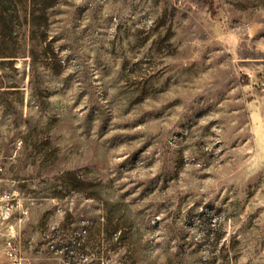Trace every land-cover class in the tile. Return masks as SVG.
Masks as SVG:
<instances>
[{
  "label": "rangeland",
  "instance_id": "obj_1",
  "mask_svg": "<svg viewBox=\"0 0 264 264\" xmlns=\"http://www.w3.org/2000/svg\"><path fill=\"white\" fill-rule=\"evenodd\" d=\"M209 1L0 0V245L264 264V0Z\"/></svg>",
  "mask_w": 264,
  "mask_h": 264
},
{
  "label": "built area",
  "instance_id": "obj_2",
  "mask_svg": "<svg viewBox=\"0 0 264 264\" xmlns=\"http://www.w3.org/2000/svg\"><path fill=\"white\" fill-rule=\"evenodd\" d=\"M0 198L6 202V205H0V210L3 213V219L7 220L11 217L14 209L15 202L13 194L4 191L0 194ZM17 230L14 224H7L6 227V239L3 245H0V257L5 255L11 262V264H25L24 258L21 255V249L17 243Z\"/></svg>",
  "mask_w": 264,
  "mask_h": 264
},
{
  "label": "trees",
  "instance_id": "obj_3",
  "mask_svg": "<svg viewBox=\"0 0 264 264\" xmlns=\"http://www.w3.org/2000/svg\"><path fill=\"white\" fill-rule=\"evenodd\" d=\"M209 3H210V6L213 7L214 2L210 0Z\"/></svg>",
  "mask_w": 264,
  "mask_h": 264
}]
</instances>
